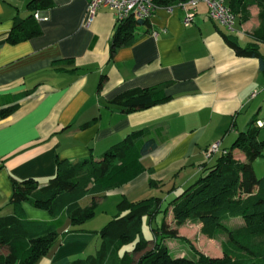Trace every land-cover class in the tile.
Masks as SVG:
<instances>
[{
    "label": "crops",
    "instance_id": "crops-1",
    "mask_svg": "<svg viewBox=\"0 0 264 264\" xmlns=\"http://www.w3.org/2000/svg\"><path fill=\"white\" fill-rule=\"evenodd\" d=\"M27 1L0 0V109L16 104L0 117V215L17 213L8 204L11 177H32L43 185L60 161L97 158L134 129L159 137L154 149L111 176L95 199V214L81 224L66 221L60 242L36 263L73 264L96 254L102 240L98 231L119 211L123 197L135 202L158 195L166 202L198 176L202 163L215 159L218 152L207 157L206 148L214 142L227 148L252 120L264 118V72L257 58L239 56L226 44L220 31L237 35L236 30L209 19L203 0L188 25L177 6H157L149 25L136 27L134 41L113 52L114 15L100 7L86 25L88 0H51L50 7L41 9L48 19L33 20L39 32L11 42L12 31L33 19ZM157 86L168 99L150 107L125 113L113 101L127 90ZM233 153L244 159L239 149ZM89 202L82 200L83 205ZM22 207L26 218H51L46 210L27 203ZM98 214L103 223L97 226L93 219ZM159 218L144 217L143 222L147 219L152 230L159 227ZM165 218L172 220L170 209ZM186 222L198 225L199 233L201 223ZM199 235L207 242L198 251L212 256L209 246L215 238ZM175 240L165 238L169 252ZM131 249L129 244L120 248ZM173 252L191 256L184 244Z\"/></svg>",
    "mask_w": 264,
    "mask_h": 264
},
{
    "label": "trees",
    "instance_id": "trees-1",
    "mask_svg": "<svg viewBox=\"0 0 264 264\" xmlns=\"http://www.w3.org/2000/svg\"><path fill=\"white\" fill-rule=\"evenodd\" d=\"M152 1L157 7L187 0ZM224 1L239 24L250 18V6L255 5L259 9V24L251 35L248 34L250 39L244 45L239 43L236 34L220 32L237 55L257 58L264 72V53L261 50L264 45V0ZM51 5V0L27 1V7L33 12ZM33 12L31 22L9 35L11 42L39 32L33 21ZM141 25L148 26L149 19L129 16L121 21L112 35L111 52L116 46L131 44L136 36V27ZM102 80L103 77L100 83ZM167 99L168 96L163 95L157 86L127 90L113 101L127 113ZM15 108L16 104L0 109V117ZM255 121L252 120L247 130L240 131L230 146L220 148L222 151H218L211 163H202L198 176L166 202L158 195L135 202L123 197L117 203L119 211L98 231L102 240L96 254L73 264H132V255L149 243H153V247L135 264H264V172L258 175L254 167L257 159L264 158V138H259L264 127L257 126ZM158 141L157 134L151 135L149 130L138 128L107 147L97 158L90 155L73 162L60 161L54 175L43 185L32 177H11L12 192L8 204L17 213L0 215V264H36L60 242L65 222L76 225L92 217L96 209L95 199L110 184L111 176L120 169H129L136 156L154 149ZM234 149H239L244 159L237 158ZM149 183L156 184L151 180ZM85 198L90 199L88 205L82 204ZM23 203L46 210L51 218L24 217ZM169 209L172 220L165 218ZM157 215H162V221L159 227H152V231L153 235L159 234V238L144 237L143 218L153 221ZM233 218H242V223L228 228L225 222ZM186 221L200 222L199 233L207 238L226 233V239L220 244L222 255L212 257L196 249L192 250L195 253L193 258L171 255L163 241L168 238L190 243V239L177 231V227ZM128 244H133L130 251H120Z\"/></svg>",
    "mask_w": 264,
    "mask_h": 264
},
{
    "label": "built area",
    "instance_id": "built-area-1",
    "mask_svg": "<svg viewBox=\"0 0 264 264\" xmlns=\"http://www.w3.org/2000/svg\"><path fill=\"white\" fill-rule=\"evenodd\" d=\"M199 1L200 0H187L175 4V6L183 11L182 22L184 25H188L192 21V17L196 12ZM203 1L207 6V15L211 20L217 22L220 26L229 31L234 30L235 15L224 0ZM100 7L110 9L117 24L129 16L137 19H150L156 9L152 0H88L84 20L86 25L92 22ZM33 17L39 21L48 19L47 13L38 9L33 12ZM158 33L157 30L151 31L153 36H157ZM255 123L259 127H264V118L256 119ZM218 151L222 150L220 149L218 142H214L205 149L204 153L209 157L211 154Z\"/></svg>",
    "mask_w": 264,
    "mask_h": 264
},
{
    "label": "rangeland",
    "instance_id": "rangeland-1",
    "mask_svg": "<svg viewBox=\"0 0 264 264\" xmlns=\"http://www.w3.org/2000/svg\"><path fill=\"white\" fill-rule=\"evenodd\" d=\"M258 11L259 9L258 8H255V6H250L249 7V14H250V18L245 21V25L243 26L244 30L242 27H240L239 25V22H238V19H236L235 21V24H234V28H235V32L237 33V36H240L241 37V42H242V45H244L249 39V35H247L246 33L248 34H252V32L257 28L258 26V22H259V19L256 17V15L258 14ZM253 14V16H252ZM256 14V15H255ZM252 16V18H251ZM261 50L262 52L264 53V45L261 47ZM264 133V132H263ZM263 133H261L260 135H262ZM77 161V160H76ZM263 164H264V158H260V159H257L255 162H254V167H255V170H256V173L258 175H261L264 170H261L263 168ZM147 196V195H146ZM144 197V196H143ZM103 215L102 214H98L96 215V217L93 219L95 220V222L97 223V226L98 225H102L101 223H103L101 221L100 218H102ZM100 217V218H99ZM240 220H230V221H226L225 224L227 225L228 228H234L238 225H240L242 223V218H239ZM88 221V219L86 220ZM84 221V223L86 222ZM162 221V218H159L157 220V222L160 224ZM100 223V224H99ZM185 224H183L180 228V230L178 229V232H179V235L180 234H183L185 236H188V238L190 239V243H186L185 241L181 240V239H176L174 243L170 244V249H171V252L170 254H174L175 252L174 251V247L177 246L178 244H184L186 245V248L189 252V255H191L189 258H193L192 255L194 256L195 253L192 251L194 249L198 250L201 249L203 247V244L205 245L206 247V243H204L206 240L203 239V237H201L198 233V225H190L188 224L187 225V222H184ZM200 223V222H199ZM81 224V223H80ZM198 224V223H197ZM155 226V224H154ZM143 235L144 237L146 238H151L153 237V232L152 230L150 229V227L148 226V222H147V219L144 220L143 222ZM227 237L226 233H223V234H219L215 237V239L212 241L214 242V244H211L209 247L211 248V251L208 252L210 255H212V257H219V251H220V254H221V248L219 247L221 242L223 240H225ZM204 240V241H203ZM164 242V241H163ZM207 242V241H206ZM166 244V242H165ZM133 244H130V246H132ZM126 248H128V246H125ZM153 247V243H149V244H146V246H144L140 251L138 252H135L133 255H132V264H135L136 261L139 259V257L144 254L146 251H149L151 250V248ZM122 251V250H120ZM170 251V250H169ZM123 252V251H122ZM121 252V253H122ZM218 253V254H217ZM215 254H217L216 256H214Z\"/></svg>",
    "mask_w": 264,
    "mask_h": 264
}]
</instances>
